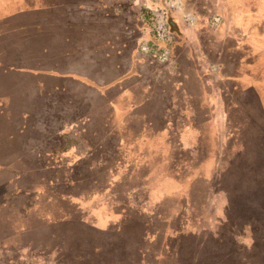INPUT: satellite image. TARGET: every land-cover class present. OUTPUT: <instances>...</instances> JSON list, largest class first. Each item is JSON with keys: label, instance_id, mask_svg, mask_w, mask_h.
Returning <instances> with one entry per match:
<instances>
[{"label": "rangeland", "instance_id": "374dc122", "mask_svg": "<svg viewBox=\"0 0 264 264\" xmlns=\"http://www.w3.org/2000/svg\"><path fill=\"white\" fill-rule=\"evenodd\" d=\"M211 1L191 2L201 9ZM220 3L231 7L232 24L242 20L243 3ZM128 15L142 26L131 7ZM245 20L236 44L203 32L189 58H183L186 47L179 48L181 66H166L169 59L163 67L166 81H178L180 89L190 81L183 74L189 67L200 89L210 83L214 100L225 92L227 122L217 124V133L203 97L186 104L180 93L169 92L174 104L160 110L162 96L154 91L163 86L155 70L119 73V64L111 68L106 59L103 65L89 35L79 31L72 38L68 27L59 37L45 36L47 51L60 55L39 59L51 68L33 73L39 79L28 102L33 107L16 124L21 149L13 150L12 163L0 162V264H264V11ZM78 38L91 47L81 48L84 41L79 51L71 47ZM79 53L96 58L78 60ZM212 63H223L227 76L214 79ZM95 69L106 83L94 80ZM171 121L177 128L189 125L178 130ZM185 131H198L195 155L178 148ZM17 142L4 129L0 153ZM195 167H204L211 182L193 189L190 206L178 194L164 195L159 199L167 204L154 207L156 218L135 211L144 199L154 201L151 193L167 175H177L183 187L181 178ZM174 203L179 209L164 238L162 218Z\"/></svg>", "mask_w": 264, "mask_h": 264}, {"label": "crops", "instance_id": "0c3cea01", "mask_svg": "<svg viewBox=\"0 0 264 264\" xmlns=\"http://www.w3.org/2000/svg\"><path fill=\"white\" fill-rule=\"evenodd\" d=\"M181 1L184 10L193 13L197 18V22L190 25L184 20L181 12H169L168 20L173 35V41L170 45V61L173 59V63L166 66L171 64L172 66H181L183 62L180 61L179 58L181 55L180 49H182V46L186 47L188 51L186 53L185 50L184 55H182L185 59L189 58L192 45L198 41V38H201L200 35L203 32L212 34L218 41L226 39V43L230 41L232 42L231 44H236V37L240 36L239 31L243 34L241 31L246 24V14L251 15L255 12L262 13L264 11L262 0H239V4L243 3V11L240 7V10L243 12L241 16L242 20L237 22V24H232L231 21L233 16L231 7L220 6L221 0H212L208 2V6L202 7L201 9H194L192 7L191 1L194 2V0ZM152 3H154L152 0H0V103L3 104V107L0 108V126L3 127H0V133H2L4 129H10V132L15 136V141H19V143L17 142L16 145L10 147L8 152L0 153V162L5 163L4 160H6L12 163L16 160V158L13 157L15 154L13 150L16 148L21 149L22 136H19L16 124L21 114L30 113V109L33 107L32 105H28V102L32 99V87H37V84H39V79H37L36 75L33 73L41 69L51 68L47 64L48 62H41L39 59L46 60L48 57L60 55L47 51L50 50L47 48L48 39L43 41L45 39L44 37L51 34H55L56 37H59L62 33V28L67 27L72 29L68 33L72 38L77 37L79 31L89 35V37H86L87 41H90L89 44L91 46H98L99 49H101L99 57L103 60V65L106 59H108L111 68L116 66H113V62L117 63L122 69L118 71L119 73H123L129 67H138L141 73H143L142 70H145L146 74L149 75L151 70H155L156 73L154 77H156L158 79L157 82L163 86H158V90L154 91L162 96L160 110L167 108V102L174 104V100L171 99L172 96L169 97L168 100L166 98V93L169 94V92L172 94L180 93L186 104H189L190 99L193 97H203L207 101V104L211 106L210 110L213 112L211 120H213L216 125L215 128L217 133V124H225L227 122L225 92L221 90L216 98L218 102L214 100L212 91H209L210 83H204L200 89V86L197 84L198 82H196L195 74L192 73V75H189V71H187L191 70L189 67L186 68V71L183 70V74L189 77L190 81L187 82L185 87H182L183 89H180V83L178 81L174 82L172 80L168 83L166 81L167 77L164 78L163 67L165 63L160 64L156 62L155 59H153L154 62L149 63L148 58H150L151 55H145L140 51V45L148 40V10L146 7H149ZM130 7L133 11H136L138 22L142 25L141 27H136L134 23L132 24V18L128 15V9ZM10 9L11 12L7 14ZM203 9L205 11L201 12ZM100 14L101 16H99ZM258 17L259 16H257L256 19ZM205 18L206 22L203 24L202 21ZM212 18H216V21L213 22ZM243 25L244 27L242 28L241 26ZM101 27L103 28L102 32H104L101 33L103 35H100L98 32ZM53 28H55V31L52 30ZM135 28L136 30L134 31L133 29ZM64 35H66V30ZM35 37L37 40L34 41ZM83 41L84 39L78 38L69 43L71 47L73 46L78 50ZM239 42H243V40H239ZM244 42L249 43L250 41L245 40ZM87 43L88 42L84 41L81 48L86 47L85 45H89ZM63 45L65 44L63 43ZM57 46H59L61 51L65 52V49L62 50L63 47L59 45V42H57ZM221 50L224 52L225 56H227L228 47H226V44L221 47ZM87 54L89 53H84L85 56H83L82 53H79L75 58L78 60L83 58H96V56H88ZM92 72L94 80L97 83L101 84L102 82H107L105 80L103 81V73H100L96 69L94 71L92 70ZM225 72V65L223 63L211 64V74L215 77L214 79L222 80L227 76ZM144 75L141 76V78H143ZM229 75L228 73V76ZM29 76H35V78L29 79ZM154 83L156 84V82ZM158 101H161L160 98H158ZM189 114L191 115L192 113L190 112ZM188 118H190V116ZM171 123L173 124V128L178 130L179 128H184L185 130L186 126L189 125L186 124L184 127L177 128L174 125V121H171ZM186 133V131L183 132V137L180 139L177 138L178 148L181 150H188L191 155H195L196 152L198 153L197 144L194 143L196 142L195 135L198 131L196 133L194 132V134L189 132L186 135ZM0 150H2V148H0ZM11 153L13 154L7 159V156ZM69 153L70 152L67 151L65 155H69ZM19 155L20 154L17 153L15 156ZM163 156L162 154L161 157ZM147 177L150 179V174H148ZM181 180L187 182L183 187L180 185L177 175H167L163 178L161 183H158V186L153 189L151 195L153 194L154 201H151L153 199L149 201L144 199L142 204L135 206V211H140L143 214L148 212L149 214L146 213V215H148L150 219H154L156 215H158V212L156 213V210L154 211V207L159 205V203L165 202L159 198L161 196L164 198V195L176 194H178L180 198H183V204L185 207H188L192 204L191 193L193 189L197 188V185L200 183L211 182L210 173L205 170L204 167L193 168L191 172L183 176ZM165 185H167V189L170 187L171 191L164 190L163 188ZM160 188L164 191L160 192ZM165 204H167V201ZM177 206L178 204L176 205V203H174L167 207V215L162 218V221L166 222L165 227L162 229L164 238H166L169 233V220L178 212L177 208L179 209V206Z\"/></svg>", "mask_w": 264, "mask_h": 264}, {"label": "built area", "instance_id": "2783aa9c", "mask_svg": "<svg viewBox=\"0 0 264 264\" xmlns=\"http://www.w3.org/2000/svg\"><path fill=\"white\" fill-rule=\"evenodd\" d=\"M154 3L148 10L147 25L150 32V39L140 45V51L145 55H151L160 64L167 63L170 59V45L173 35L168 21V12L181 9L180 0H152ZM188 24L195 21L190 13L183 15ZM216 19V18H215Z\"/></svg>", "mask_w": 264, "mask_h": 264}, {"label": "flooded vegetation", "instance_id": "af4514ba", "mask_svg": "<svg viewBox=\"0 0 264 264\" xmlns=\"http://www.w3.org/2000/svg\"><path fill=\"white\" fill-rule=\"evenodd\" d=\"M181 1V0H180ZM182 8H183V3H182V1H181V9H180V11L182 10ZM168 14H169V12H168ZM185 14V13H184ZM183 14V15H184ZM192 15H194L193 13H191ZM194 17H195V21H194V23H192V24H190V25H193V24H195L196 22H197V18H196V16L194 15ZM169 21V20H168ZM169 25H170V23H169ZM170 56H171V52H170Z\"/></svg>", "mask_w": 264, "mask_h": 264}, {"label": "trees", "instance_id": "16d2710c", "mask_svg": "<svg viewBox=\"0 0 264 264\" xmlns=\"http://www.w3.org/2000/svg\"><path fill=\"white\" fill-rule=\"evenodd\" d=\"M150 6H151V5H150ZM150 6H149V7H150ZM150 37H151V35H150L149 29H148V38H147V39L149 40Z\"/></svg>", "mask_w": 264, "mask_h": 264}]
</instances>
